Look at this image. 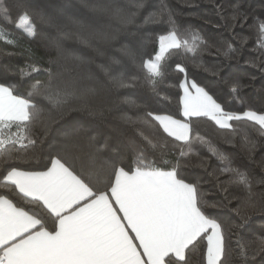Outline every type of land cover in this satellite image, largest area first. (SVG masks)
<instances>
[{"label": "trees", "instance_id": "obj_1", "mask_svg": "<svg viewBox=\"0 0 264 264\" xmlns=\"http://www.w3.org/2000/svg\"><path fill=\"white\" fill-rule=\"evenodd\" d=\"M108 2L4 0L0 6V83L43 109L38 122L2 127L8 145L0 149V195L27 204L4 180L5 169L43 170L66 138L83 142L92 136L95 146L122 160L126 170H174L179 178L198 183L201 204L221 224L223 264H264L259 250L264 246V127L241 119L221 128L210 117H184L185 77L176 70L177 64L184 66L187 78L226 112L264 114V37L259 29L264 0H115L131 20L126 24L92 10ZM25 14L35 37L17 27ZM94 32L115 38L92 40ZM171 33L181 46L163 54L156 75L146 65L158 55L160 37ZM48 70L61 73L53 83L93 87L96 93L86 98L91 115L74 102L40 144L38 131L51 104L45 95ZM157 115L187 121L189 140L168 136ZM205 254L206 241L197 240L186 251L188 264H205Z\"/></svg>", "mask_w": 264, "mask_h": 264}, {"label": "snow or ice", "instance_id": "obj_2", "mask_svg": "<svg viewBox=\"0 0 264 264\" xmlns=\"http://www.w3.org/2000/svg\"><path fill=\"white\" fill-rule=\"evenodd\" d=\"M3 3L0 0V6ZM92 10L121 24L131 22L115 0ZM17 27L29 37L37 34L26 14L19 18ZM259 29L264 37V23ZM89 38L109 40L115 34L94 32ZM180 46L175 33L162 35L156 61ZM58 52L65 55L63 49L58 48ZM73 59L86 63L80 57ZM146 67L160 74L158 63L149 62ZM176 70L185 77L181 84L184 117H210L221 128L241 119L264 127V114L226 112L203 87L187 78L184 66L177 64ZM48 75L45 95L51 104L46 106L48 120L38 131L40 144L56 118L74 102L80 101L79 110L91 115L86 98L96 93L93 87L53 83L59 80V71L48 70ZM42 110L31 99L14 95L10 86L0 83V123L5 127L38 122ZM155 119L168 136L189 140V124L171 117ZM4 143L0 140V147ZM29 143L37 145L35 140ZM32 158L37 159L38 154ZM8 167L4 180L27 199V204L0 195V264H188L186 251L197 240L206 241L205 264H223L225 237L221 224L201 204L199 184L179 178L177 171L126 170L122 160L101 152L92 136L83 142L66 138L43 170ZM243 182L248 183L246 179ZM28 204L36 207L29 208ZM259 250L264 251V246Z\"/></svg>", "mask_w": 264, "mask_h": 264}, {"label": "crops", "instance_id": "obj_3", "mask_svg": "<svg viewBox=\"0 0 264 264\" xmlns=\"http://www.w3.org/2000/svg\"><path fill=\"white\" fill-rule=\"evenodd\" d=\"M172 34V33H171ZM183 81H184V79H183ZM183 81L181 82V84L183 83ZM182 88V87H181ZM194 91V90H193ZM206 91V90H205ZM14 94V93H13ZM15 95V94H14ZM210 95V94H209ZM182 97H183V90H182V96H181V101H182ZM181 108H182V103H181ZM182 113H183V111H182ZM157 116H162V117H171L172 119H174V120H179V121H181V122H183V123H187V124H189L187 121H185V120H180V119H177V118H174V117H172V116H169V115H157ZM186 118H189V117H186ZM158 121V120H157ZM158 123H159V121H158ZM229 124L231 125V121H229ZM190 125V124H189ZM191 129V128H190ZM190 136H191V131H190ZM190 136H189V138H190ZM141 170H153V169H141ZM160 171H174V170H160Z\"/></svg>", "mask_w": 264, "mask_h": 264}, {"label": "rangeland", "instance_id": "obj_4", "mask_svg": "<svg viewBox=\"0 0 264 264\" xmlns=\"http://www.w3.org/2000/svg\"><path fill=\"white\" fill-rule=\"evenodd\" d=\"M171 35H172V34H166V35H163V36H171ZM175 36H176V34H175ZM176 39L180 42V40L178 39L177 36H176ZM158 54H159V53H158ZM152 63H158V62L156 61V58H155V60H154ZM3 126H4V124H3V123H0V140L5 141L4 145H3L2 147H0V149L5 148V147H7V145H8L6 138L3 137V136H2V133H1V129H2Z\"/></svg>", "mask_w": 264, "mask_h": 264}]
</instances>
